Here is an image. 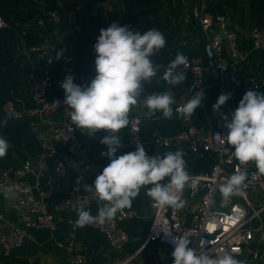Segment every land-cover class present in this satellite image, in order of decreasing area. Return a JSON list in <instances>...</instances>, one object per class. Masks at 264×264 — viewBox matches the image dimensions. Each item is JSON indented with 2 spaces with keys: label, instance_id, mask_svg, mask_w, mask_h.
Segmentation results:
<instances>
[{
  "label": "built area",
  "instance_id": "1",
  "mask_svg": "<svg viewBox=\"0 0 264 264\" xmlns=\"http://www.w3.org/2000/svg\"><path fill=\"white\" fill-rule=\"evenodd\" d=\"M31 1L39 6L42 17L21 28L13 45L15 56L22 57L23 65L28 67L22 86L23 96L6 103L2 112L13 122L28 126L41 153L35 157L27 156L19 165L0 169V202L4 198L5 207L17 213L20 220L19 227L13 226L0 214V257H12L25 242L32 240L31 231L53 234L59 226L65 225L67 240L66 243L56 242L57 249L63 251L67 264H87L89 257L74 246L78 230L75 222L78 209L90 210L95 203L101 202L93 192L84 191V186L89 185L88 177L99 175L101 167L82 157V143L68 114L70 110L63 103L61 88L66 76L75 77L70 38L80 30V14L79 10H46L45 0ZM176 2L181 7L182 35H186L190 23H196L198 37L194 44L200 53L189 57L188 63L179 69L186 75V97L174 111L182 114L180 109L187 100L201 90L205 92L204 79L208 74L215 87V95L208 104V117L214 124L188 126L170 138L154 137L150 144L168 152L185 148L208 169L205 173L194 174L199 177L195 187L185 188L183 209L161 208L146 195L152 215L143 249L151 243H158L173 251L171 239L183 235L189 237V246L197 252L207 250L210 255L228 253L238 260L264 264V174H258L253 162L243 165L236 160L231 146L222 138L227 135L222 117L229 116L230 119V114L247 91L264 93V81L242 75L237 67L245 62L248 54L264 52V27L250 28L247 38L251 49L246 54L240 49L241 32L235 22L227 16L213 17L208 11L209 0L195 3L173 0V8ZM7 28L0 16V31ZM28 30L38 31L37 44L27 42ZM157 87L163 89L161 83ZM221 94L229 95L230 99L214 111L213 105ZM129 120L126 139L120 135L122 146L119 151L135 150L137 143H142L146 149L141 139V118L130 111ZM50 161L54 164L53 170ZM244 169L248 175L241 194L223 200L219 184ZM66 177L72 179L70 189L63 198L55 201L58 192L54 185ZM9 187L13 188L14 195L6 199L4 191ZM149 187H142L145 194ZM132 217L133 212L126 208L103 224L87 226L101 233L112 254L119 256L128 243L123 225ZM132 260L129 258L116 264H130ZM28 264L33 261L29 260Z\"/></svg>",
  "mask_w": 264,
  "mask_h": 264
},
{
  "label": "clouds",
  "instance_id": "2",
  "mask_svg": "<svg viewBox=\"0 0 264 264\" xmlns=\"http://www.w3.org/2000/svg\"><path fill=\"white\" fill-rule=\"evenodd\" d=\"M166 43L164 34L158 29L142 32L113 22L100 30L93 45L94 77L81 85L74 82V76L68 75L61 84L63 103L70 110L68 114L73 124L89 136L102 130L108 133L99 142L107 149L100 155L109 162L92 185L84 186V191L93 192L99 201L105 203L98 207L95 216L90 210L78 209L75 222L78 227L111 220L118 211L131 207L143 186H151L146 195L159 207L183 209L185 188L195 187L199 180L198 176L186 170L188 166L183 150L149 156L145 146L137 143L134 151L117 155L122 146L121 130L129 126V113L134 106L139 104L146 108L148 117L156 113H162L166 119L173 116L175 100L171 88L184 83L186 75L178 68L186 65L188 58L177 53L160 73L161 66L154 62L153 57L165 48ZM154 79L165 81L170 90L148 94L146 86ZM203 99L201 90L183 104L180 111L185 119L196 112ZM229 99V95L221 94L213 110L218 111ZM222 119L227 135L221 137L231 146L233 157L243 165L253 162L258 174H264V93L247 91L230 114V119L229 116ZM4 123L6 121H0V126ZM10 145L5 137L0 136V158L5 157ZM247 175L244 169L219 184L223 200L241 194ZM4 195L6 199L11 198L13 188H7ZM170 242L173 245V264H244L228 253L210 255L207 250L197 252L189 246L191 241L187 236H175Z\"/></svg>",
  "mask_w": 264,
  "mask_h": 264
},
{
  "label": "trees",
  "instance_id": "3",
  "mask_svg": "<svg viewBox=\"0 0 264 264\" xmlns=\"http://www.w3.org/2000/svg\"><path fill=\"white\" fill-rule=\"evenodd\" d=\"M46 10L53 11H78L82 10L87 15V23L92 26L90 30L81 27L75 35L70 38V47L74 55L75 78L77 84H87L95 75L94 59L95 53L93 45L102 28H107L113 22V13L110 22L106 23L99 18H92L94 9L108 0H45ZM173 0H121L124 7V15L118 22L121 26L128 25L133 30L145 31L148 29L160 30L166 38V46L153 57L156 64L160 65L159 72L162 73L172 61L177 53L186 55L187 43L191 42L190 37L197 36L198 28L192 22L186 27V35H182L183 23L181 21V7L179 2L172 7ZM195 3L197 0H190ZM208 11L213 16H227L235 24L245 28L251 26L264 27V0H209ZM117 14V13H116ZM0 16L8 25L7 29L0 31V121H6L0 126V136L5 137L10 142V148L5 157L0 158V169L19 165V162L27 156L35 157L41 153L35 136L25 124H18L7 118L2 107L16 97L23 96V84L28 75V67L23 65V58L16 57L13 50L15 35L21 28H26L37 18L42 17L39 6L31 0H0ZM38 31L28 30V43H38ZM185 45H182V42ZM192 55H187V58ZM181 66H179L178 70ZM154 82H157L154 79ZM155 85V84H154ZM150 84L146 86V92L150 91ZM155 92H161L156 89ZM162 113L155 114V117ZM183 152L187 150L182 149ZM102 169L109 162L107 159L95 160ZM186 162V161H185ZM188 166V163L186 162ZM54 164L50 161V168L53 170ZM189 168V166L187 167ZM202 173L207 171L202 166ZM200 169V170H201ZM208 169V166H207ZM100 171V172H101ZM196 173V172H195ZM49 176V175H48ZM47 176V177H48ZM94 175L88 177L89 186L95 180ZM166 182V181H165ZM71 177L60 180L59 195L55 201L63 198L70 189ZM103 203H95L90 212L96 215L98 207ZM264 217V215H263ZM167 248L158 243H151L140 253L143 264H158L161 255ZM114 259H120L118 255H113ZM123 259V258H121ZM87 264H110V261L101 254L91 256Z\"/></svg>",
  "mask_w": 264,
  "mask_h": 264
},
{
  "label": "crops",
  "instance_id": "4",
  "mask_svg": "<svg viewBox=\"0 0 264 264\" xmlns=\"http://www.w3.org/2000/svg\"><path fill=\"white\" fill-rule=\"evenodd\" d=\"M113 13H115V15L112 19L118 23L124 15V7L121 0H108L107 2L97 6L90 15L92 18H99L101 21L108 23L110 22V16ZM85 18L87 23V15ZM246 25L247 26L245 28L240 26L241 28H238V30L241 32L239 39L240 49L247 54L251 49L247 34L252 26L250 24ZM91 28L92 26L90 25L88 30ZM197 37L198 33L197 36L190 37L191 42L187 43L188 47L185 56L199 55L200 50L197 45L194 44V40H196ZM184 43L185 42L183 41L182 45H185ZM237 67L240 69V73L242 75L254 76L259 80L264 81V52L260 51L255 54H248L245 62L242 65H237ZM204 80L205 92L202 104L188 119H185L183 114H176L175 111H173V116L171 119H166L162 115L158 117H155V115L148 117L146 116L147 109L139 104L131 109V112L139 116L142 120L141 139L146 144V150L149 156H155L158 154L164 155L168 152L167 150H161L151 146L150 142L154 137L170 138L178 134L180 131L186 129L188 126L199 127L202 125L212 126L214 124L208 117V104L215 95L214 81L208 74H205ZM160 83L163 86V89L160 90L161 92L170 90V85H168L165 81L160 80L159 82H154L153 87L149 86L150 91L148 94L151 92V90H154L155 93L156 89H158L157 85ZM185 86V81L179 85L172 86L171 94L175 100V104L172 106L173 110L179 107L181 105V99L186 97ZM77 133L79 140L82 143L81 154L83 158L94 164H96L94 159H107L105 157H101L100 155L101 151H106L107 149L99 142L103 136L107 135L106 132L102 130L93 136H89L87 132H82L77 128ZM120 135L123 137V139H126L127 129H122ZM130 151L134 150L126 149L124 151H118L117 155H122ZM184 153V159L189 166V168L186 170H188L190 174H202V166L207 170V165L205 163L196 160L193 156L189 155L187 151ZM59 185L60 182L54 185V189H56L58 195ZM4 203L5 199L3 198L0 202V214H2L5 220L10 222L13 226L19 227L20 220L17 213L5 207ZM127 209L133 212V217L127 220L123 225V228L128 236V243L123 249L121 255H119L123 259H114V256L110 251L104 236L96 230L91 229L89 226H85L83 228L78 227L74 239L75 248L79 252L86 254L89 258L91 256L101 254L102 257H105L110 261V264H116L119 261H124L129 258H133L130 264H143L140 253L145 246L146 236L151 222L152 211L150 209L149 201L146 197L145 191L142 188L140 190V194L135 199H133L131 207ZM67 232L68 228L65 225L59 226L57 231L53 234H49L47 232L31 231L30 234L32 240L25 242L24 246L19 251L15 252L12 257H0V264H28L29 260H32L33 264H67V260L65 259L63 251L57 249L56 247V242L66 243ZM171 254L172 251L168 249L164 250L163 254L161 255L160 263L173 262V259H168L169 257H172ZM242 261H244V264H257L245 259Z\"/></svg>",
  "mask_w": 264,
  "mask_h": 264
},
{
  "label": "rangeland",
  "instance_id": "5",
  "mask_svg": "<svg viewBox=\"0 0 264 264\" xmlns=\"http://www.w3.org/2000/svg\"><path fill=\"white\" fill-rule=\"evenodd\" d=\"M79 14H80V17H79V21H80V24H79V27H84L86 29H88L90 27L89 24L86 23V13L82 10H79ZM237 28H241L238 24H236ZM250 28V27H249ZM248 28V29H249ZM168 259H173L172 257H169Z\"/></svg>",
  "mask_w": 264,
  "mask_h": 264
},
{
  "label": "water",
  "instance_id": "6",
  "mask_svg": "<svg viewBox=\"0 0 264 264\" xmlns=\"http://www.w3.org/2000/svg\"><path fill=\"white\" fill-rule=\"evenodd\" d=\"M153 83H154V81H152V82L150 83V87H153ZM152 93H154V90H151V92H150L149 94H152ZM251 249H252V250H255L254 247H252Z\"/></svg>",
  "mask_w": 264,
  "mask_h": 264
}]
</instances>
